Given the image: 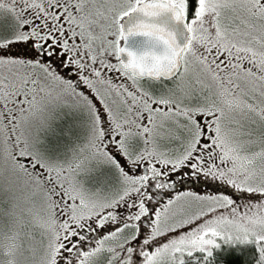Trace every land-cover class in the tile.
Returning a JSON list of instances; mask_svg holds the SVG:
<instances>
[{
  "label": "rangeland",
  "instance_id": "rangeland-1",
  "mask_svg": "<svg viewBox=\"0 0 264 264\" xmlns=\"http://www.w3.org/2000/svg\"><path fill=\"white\" fill-rule=\"evenodd\" d=\"M147 1L0 0V264H183L231 246L264 258V0H197L193 14L164 0L192 33L167 82L135 80L119 58L122 24ZM37 41L86 96L41 68ZM97 112L161 180L188 167L220 188L178 190L141 235V191L107 152ZM111 224L93 253L65 256L77 229Z\"/></svg>",
  "mask_w": 264,
  "mask_h": 264
},
{
  "label": "flooded vegetation",
  "instance_id": "flooded-vegetation-1",
  "mask_svg": "<svg viewBox=\"0 0 264 264\" xmlns=\"http://www.w3.org/2000/svg\"><path fill=\"white\" fill-rule=\"evenodd\" d=\"M32 49L35 55L39 59H41V68L47 69L45 70V72L47 71L52 73L54 72V70H57L61 74L60 76H58L61 80L59 81V84L61 83V85L63 84L66 88H70L77 93L83 94L85 96L87 95L85 87L82 85L81 81L74 75H68L66 69L63 70L62 66L61 68L51 59V54L53 53V51L50 45H45L37 41L35 42ZM96 116L98 119L102 120L99 121L101 131L103 130V140L106 145L107 152L111 156L113 155L112 159L115 161V163H117L119 166L121 165V169H123L125 173L129 174V178L137 187L136 190L141 191L142 199L139 202L140 206L144 208L145 215L141 219L132 221V223L137 224L142 229V231L140 232L141 235L146 233L147 228H149L148 223L157 212V209L160 207L161 202H164L166 198H169L178 190H181L182 192L186 188H196L197 186L210 188L212 187L214 189L220 188L216 184L209 185L206 182L192 180L191 177L194 173V169L188 167L184 168L179 174H175L169 180H161L159 169L152 161L140 158L135 155H130V153L124 148L114 145L115 141L106 127L107 123L105 122V117L98 116V112L96 113ZM207 147L212 150L210 146ZM118 154H120L124 160ZM125 157L128 158L127 161L125 160ZM209 161V158L205 160L203 159L200 165H197V168L206 169V171L209 170ZM151 191H153L155 194L150 198ZM143 198L145 199V201H142ZM122 220H124V218ZM119 226L121 225L111 224L96 230H91L87 227L77 229L70 237L69 247H67L66 249L69 251H65V256L69 253V258L71 259L70 262H72V259L76 257H83L85 255H88L89 253H93L91 247L96 245L100 241V239L109 235V233L116 230V228ZM62 258H64V256H62Z\"/></svg>",
  "mask_w": 264,
  "mask_h": 264
},
{
  "label": "water",
  "instance_id": "water-1",
  "mask_svg": "<svg viewBox=\"0 0 264 264\" xmlns=\"http://www.w3.org/2000/svg\"><path fill=\"white\" fill-rule=\"evenodd\" d=\"M190 41L182 10L164 0H149L124 20L119 58L132 78L167 82L181 73Z\"/></svg>",
  "mask_w": 264,
  "mask_h": 264
},
{
  "label": "trees",
  "instance_id": "trees-1",
  "mask_svg": "<svg viewBox=\"0 0 264 264\" xmlns=\"http://www.w3.org/2000/svg\"><path fill=\"white\" fill-rule=\"evenodd\" d=\"M189 12L196 10L197 0H188ZM261 252L255 246L223 247L211 254L197 253L183 264H264Z\"/></svg>",
  "mask_w": 264,
  "mask_h": 264
}]
</instances>
